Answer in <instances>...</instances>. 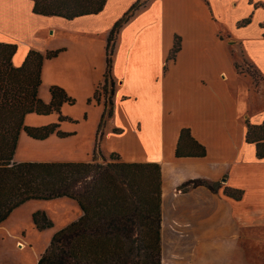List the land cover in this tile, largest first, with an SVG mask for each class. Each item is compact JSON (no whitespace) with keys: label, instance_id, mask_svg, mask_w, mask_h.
I'll use <instances>...</instances> for the list:
<instances>
[{"label":"crops","instance_id":"obj_1","mask_svg":"<svg viewBox=\"0 0 264 264\" xmlns=\"http://www.w3.org/2000/svg\"><path fill=\"white\" fill-rule=\"evenodd\" d=\"M135 1L107 0L99 13L67 20L34 14L31 0H0V42L16 44L14 67L22 64L30 49L60 50L43 61V84L46 62H57L66 52L60 41L46 39L45 31L52 37L58 32L68 36L74 53L60 63L68 69L69 84L65 88L57 80L49 81L48 89L59 86L73 92L71 97L102 106L106 112L105 99L96 102L92 96L104 82L107 36ZM243 2L245 12L234 17L230 31L224 32L218 17L235 12L238 0H147L115 38L108 105L112 114L104 120L98 149L104 157L115 153L124 162L160 165L162 238L171 243L180 240L181 246L170 256L163 248V263L191 257L184 258L190 264L196 257L197 264H253V253L264 255V158L257 159L254 144L245 141V123L264 121V103L251 108L243 101L253 93L250 83L240 88L232 80L244 76L237 74L229 48L230 44L243 48L244 59L264 78V28L260 26L264 0ZM248 16L250 23L237 27ZM175 35L181 48L174 60H167ZM40 87L39 98L48 102L50 96L40 94ZM183 127L205 146L204 157H175ZM19 137L18 145L23 142ZM93 147L83 152L87 158L76 147L69 158L56 161H88ZM193 179L219 183L220 188L217 193L204 186L178 190L181 183ZM224 187L240 190L241 198L226 197ZM78 213L67 216L60 227L76 220Z\"/></svg>","mask_w":264,"mask_h":264},{"label":"trees","instance_id":"obj_2","mask_svg":"<svg viewBox=\"0 0 264 264\" xmlns=\"http://www.w3.org/2000/svg\"><path fill=\"white\" fill-rule=\"evenodd\" d=\"M31 1L34 14L70 20L99 13L107 0ZM146 2L136 0L111 27L105 46L104 82L96 87L92 96L96 102L104 98L98 93L101 86L108 91L111 104L113 82L110 69L115 38L121 26ZM250 18L238 21L237 27L249 24ZM260 26L264 28V21ZM16 48L14 43L0 42V224L28 200L70 198L78 204L81 215L54 232L37 264H164L163 248L165 256H170L171 250L180 251L181 246L175 249L174 244L165 253V241L169 246L172 243L163 239L161 232V167L153 162H124L115 153H110L108 158L101 155L98 149L100 128L105 118L111 116V107L100 116L90 160H13L21 131L35 140H43L51 134L59 138L71 135L61 131L59 123L63 120L60 114L62 104L73 103L65 90L56 85L49 87L48 102L38 96L43 61L55 57L60 50L40 52L30 49L22 64L14 67L11 58ZM180 48L181 39L175 35L167 60H174ZM235 69H238L236 64ZM29 113L39 116L56 113L58 119L56 123L27 126L24 117ZM245 124V141L253 143L256 158L263 159L264 121L257 125L248 121ZM205 155V146L192 137L190 129L181 128L175 157ZM199 186L212 193H217L220 188L219 183L193 179L181 183L178 190ZM222 192L235 201L242 195L240 190L230 187H224ZM32 221L39 230L52 225L42 211L34 212ZM184 258L177 257L173 263L167 264H187ZM189 262L197 264V258L192 257Z\"/></svg>","mask_w":264,"mask_h":264},{"label":"rangeland","instance_id":"obj_3","mask_svg":"<svg viewBox=\"0 0 264 264\" xmlns=\"http://www.w3.org/2000/svg\"><path fill=\"white\" fill-rule=\"evenodd\" d=\"M245 9L246 6L243 0H238V6L235 12L220 15L217 23L221 30L224 32L227 30L230 31L233 18L241 15L245 12ZM47 34L48 33L45 31L44 37L46 39L51 42L55 40L60 41L64 44V48H66V52L63 54L64 57L60 58V60L57 62L53 60L46 62V74L44 75L43 84L40 85V94L43 93L48 98L49 89L47 84L49 81L57 80L64 84L65 88L69 84L68 69L60 62L62 59L65 61L68 56L73 55L74 49L71 46L68 36H63V33L58 32L55 37ZM224 35L225 34H223V36ZM229 48L230 51L233 50L231 54L235 59V64L238 65V69L236 70L237 74L245 77L237 75L232 78V80L235 82L237 81V86L239 85L240 88H244L250 83L253 93V96L245 95L243 101L247 102L248 106L251 105V108L260 107L264 103V98L261 97V95H264L263 76L252 64L244 59L243 48L235 44H230ZM99 59H101V57L98 53V61ZM60 67L63 69L57 72L56 69ZM66 93L73 99V103L70 104L66 102L62 104L60 114L63 120L59 123V129L71 135L66 138L57 139L56 136L52 134L41 142H35L26 138L24 133H21L19 138H21L23 142H19V145L17 142L13 156L15 161H56L58 158H69V156L74 153L76 147L83 153L94 145L97 126L102 114V106H97L96 104L87 105L84 100L77 97L75 98L74 96L71 97L72 95L70 96V94L73 92L67 90ZM98 93L100 98L101 96L104 97L107 102L108 110V91L99 86ZM57 119L58 115L56 113L47 116L29 113L25 116L24 125L33 127L42 126L56 123ZM103 126L104 123L100 128L101 134L105 131ZM82 156L83 159L87 158L84 153ZM106 158H108V156ZM36 211L45 212L52 225L41 230L37 229L32 221V214ZM77 212L80 214L79 206L76 201L70 198L51 200L31 199L15 208L0 224V264H37L38 258L48 245L54 232L62 228L60 227L62 220H65L67 216H76ZM164 233H166V231L163 232V234ZM179 241H177V243H172L170 246L168 245L169 242L165 241V253L167 254L174 244L175 249L180 247ZM187 258L190 259L191 257ZM251 260L253 264L262 263L264 262V255H256L253 253ZM164 264H167V262Z\"/></svg>","mask_w":264,"mask_h":264}]
</instances>
